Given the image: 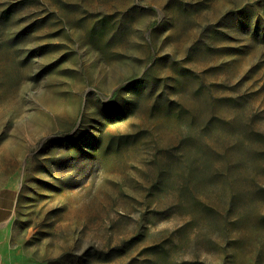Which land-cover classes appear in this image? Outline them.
I'll list each match as a JSON object with an SVG mask.
<instances>
[{"label":"rangeland","instance_id":"1","mask_svg":"<svg viewBox=\"0 0 264 264\" xmlns=\"http://www.w3.org/2000/svg\"><path fill=\"white\" fill-rule=\"evenodd\" d=\"M26 264H264V0H0V226Z\"/></svg>","mask_w":264,"mask_h":264},{"label":"crops","instance_id":"2","mask_svg":"<svg viewBox=\"0 0 264 264\" xmlns=\"http://www.w3.org/2000/svg\"><path fill=\"white\" fill-rule=\"evenodd\" d=\"M12 228L9 223L0 226V264H26L25 252L13 246Z\"/></svg>","mask_w":264,"mask_h":264}]
</instances>
